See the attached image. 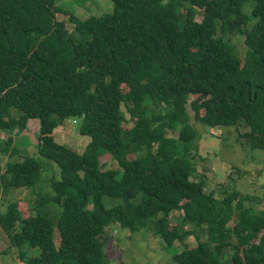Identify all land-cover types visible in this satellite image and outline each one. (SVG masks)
I'll list each match as a JSON object with an SVG mask.
<instances>
[{"label":"trees","instance_id":"trees-1","mask_svg":"<svg viewBox=\"0 0 264 264\" xmlns=\"http://www.w3.org/2000/svg\"><path fill=\"white\" fill-rule=\"evenodd\" d=\"M54 1L0 0V133L37 118L35 152L58 170L51 193L37 190L34 157H9L0 173V195L26 188L35 196L25 212L13 198L0 211L20 261L106 264L105 241L118 227L175 246L176 264H264V209L244 206L236 190L217 197L191 177L199 134L187 110L193 96L196 121L241 123L250 149L264 152V0H253L250 28L244 0H110V13L85 20ZM231 33L244 36L242 57ZM73 117L89 138L82 152L55 141V128ZM4 144L0 154H17L10 134ZM104 153L116 168L101 169ZM104 196L119 200L106 206ZM49 203L60 207L56 219Z\"/></svg>","mask_w":264,"mask_h":264},{"label":"rangeland","instance_id":"rangeland-1","mask_svg":"<svg viewBox=\"0 0 264 264\" xmlns=\"http://www.w3.org/2000/svg\"><path fill=\"white\" fill-rule=\"evenodd\" d=\"M54 2L59 10L67 12L80 20L112 11L110 0H55ZM252 6L253 0H244L243 12L250 15ZM63 17V13L57 14V19L61 20ZM195 19L200 21V14L196 15ZM254 21L255 18L250 15L246 24L247 28H250ZM227 38L233 45L235 52L242 57L246 51V45L243 41L244 36L239 33H231L227 34ZM192 98L193 96H190L189 101ZM189 101L187 110L190 121L199 134V138L196 140V157L192 160L195 169L191 177L196 180L204 179L206 189H214L217 197L225 196L236 190L245 197L243 200L244 206L257 210L264 209V152L250 149L249 141L243 137V133L247 132L248 128L241 123L230 127L209 128L194 119ZM121 111L124 120H126L125 123H122V127L126 128L130 126L132 121L128 119L122 106ZM80 120L79 117H73L64 121L63 125L55 128V141L82 152L89 138L81 136L79 132ZM38 128V119L30 118L27 120L25 129L18 130L15 127L10 132L0 133V149L4 147V140L8 138L9 134L12 137V150L10 149V151L14 152V149H17V154L14 156L0 154V173L4 172L9 157L12 160L22 155L34 157L42 167L41 183L38 184L37 190L41 189L51 193L50 183L53 179L58 178V170L35 152ZM169 136L176 138L177 133H169ZM99 164L103 170L116 168L115 162L107 153L100 157ZM9 198L19 201L20 209L25 212L26 205L34 203L35 196L26 188L1 192L0 211L5 209ZM117 200L119 199L108 196L103 197L106 206L112 205ZM87 206L89 207V205ZM46 209L56 219L60 207L54 203H49ZM23 211L22 213L25 214ZM179 213V211H173L169 216V222L176 223ZM113 229L115 230L114 234L109 235L104 246L106 264H176L172 255L177 248L175 246H165L164 242L152 232L142 229L129 233L127 230L118 227H113ZM202 235L201 238L204 240L205 235ZM53 240L55 245L58 246L59 234L56 228L53 231ZM186 244L193 246L196 242L193 237H190L187 239ZM22 248L28 256L37 255L39 252L37 247L31 248L25 245ZM222 251V260L230 262L231 247H225ZM18 256V249L11 246L8 235L0 229V263L23 264Z\"/></svg>","mask_w":264,"mask_h":264}]
</instances>
